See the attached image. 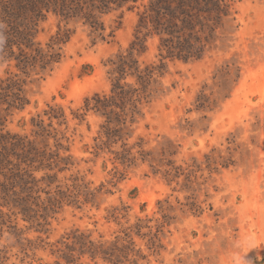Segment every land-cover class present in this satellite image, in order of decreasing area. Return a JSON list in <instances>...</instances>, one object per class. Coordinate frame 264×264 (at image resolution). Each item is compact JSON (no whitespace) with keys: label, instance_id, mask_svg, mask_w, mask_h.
<instances>
[{"label":"rangeland","instance_id":"1","mask_svg":"<svg viewBox=\"0 0 264 264\" xmlns=\"http://www.w3.org/2000/svg\"><path fill=\"white\" fill-rule=\"evenodd\" d=\"M146 1L102 16L101 35L45 13L41 49L68 34L52 70L23 73L0 56V82L16 75L28 100L0 106L1 133L44 156L12 158L35 181L29 216L14 202L26 198L21 187L6 200L0 191V264H264V0H227L229 22L202 60H162L123 139L106 148V118L85 101L110 94V61L128 51ZM134 57L141 68L159 64L156 40ZM123 149L130 161L116 159ZM74 234L102 249L68 251Z\"/></svg>","mask_w":264,"mask_h":264},{"label":"trees","instance_id":"2","mask_svg":"<svg viewBox=\"0 0 264 264\" xmlns=\"http://www.w3.org/2000/svg\"><path fill=\"white\" fill-rule=\"evenodd\" d=\"M136 0H9L3 5L0 18L6 24L0 28V56L3 59H13L16 68L26 73L31 69L39 68L42 71L52 70L61 59V53L55 50V45L68 40V34L54 40L44 51L34 42L38 22L45 17V13L52 12L64 19H82L93 32L102 33L104 25L102 16L122 9ZM231 3L227 0H147L138 14L134 39L125 54H119L110 61L112 73L116 74L115 82L109 95L95 94L86 99V109L105 116L102 125L105 141L102 146L110 145L123 139L124 125L127 119H133L138 113L137 104L141 99L148 98L150 85L156 77L164 72L162 60L200 61L217 47L221 39V30L229 22ZM101 33L99 35H101ZM149 39L157 42L159 64H150L141 68L136 55L146 51ZM16 47L17 54L13 50ZM127 76L135 78L134 84L121 83ZM28 100L23 90V82L12 76L0 82V106L6 105L4 111L23 109ZM51 116L57 114L54 109L48 112ZM3 114L0 109V127ZM132 121V120H131ZM0 129V191L3 199L19 196L14 189L21 187V193L26 198L16 197L14 202L21 206L24 215L30 213L27 204L31 197L34 177L27 170L21 169L20 164L14 163L12 158L31 160L36 156L44 158L43 154L35 152L36 156L29 157L35 151L25 138L9 133L2 134ZM122 146H125L123 144ZM103 148V147H102ZM21 152V153H20ZM116 159L123 162L130 161L129 150L114 152ZM32 161V160H31ZM36 199V198H33ZM50 205L58 200L49 199ZM25 215V216H26ZM29 216V215H28ZM83 234L72 236V246H66L73 251L75 246L85 248L95 253L102 246H95ZM64 253L67 263L73 259ZM104 254H107L104 252Z\"/></svg>","mask_w":264,"mask_h":264}]
</instances>
